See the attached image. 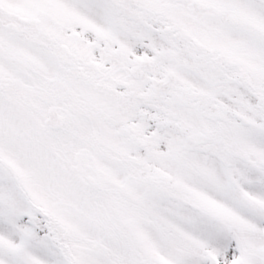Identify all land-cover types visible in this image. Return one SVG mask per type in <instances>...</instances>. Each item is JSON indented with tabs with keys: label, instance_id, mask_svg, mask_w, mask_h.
<instances>
[{
	"label": "snow or ice",
	"instance_id": "snow-or-ice-1",
	"mask_svg": "<svg viewBox=\"0 0 264 264\" xmlns=\"http://www.w3.org/2000/svg\"><path fill=\"white\" fill-rule=\"evenodd\" d=\"M0 264H264V0H0Z\"/></svg>",
	"mask_w": 264,
	"mask_h": 264
}]
</instances>
